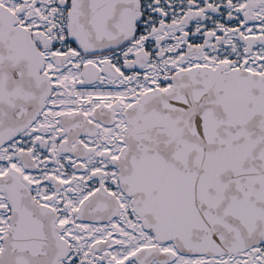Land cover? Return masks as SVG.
<instances>
[{
  "label": "snow or ice",
  "instance_id": "6c2138e0",
  "mask_svg": "<svg viewBox=\"0 0 264 264\" xmlns=\"http://www.w3.org/2000/svg\"><path fill=\"white\" fill-rule=\"evenodd\" d=\"M0 264H264V0H0Z\"/></svg>",
  "mask_w": 264,
  "mask_h": 264
}]
</instances>
